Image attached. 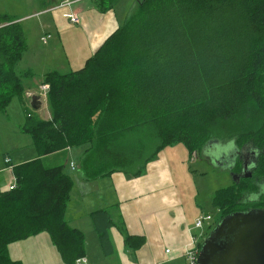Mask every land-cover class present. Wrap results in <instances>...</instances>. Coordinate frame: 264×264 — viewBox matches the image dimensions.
I'll return each mask as SVG.
<instances>
[{"label": "trees", "instance_id": "trees-1", "mask_svg": "<svg viewBox=\"0 0 264 264\" xmlns=\"http://www.w3.org/2000/svg\"><path fill=\"white\" fill-rule=\"evenodd\" d=\"M113 5L96 0L102 12ZM18 20L0 15V114L23 97L32 75L16 69L28 51ZM45 84L51 118L32 114L21 126L38 156L13 168L14 190L0 186V264H23L10 258L9 246L45 232L66 264L86 256L84 233L66 219L74 179L63 162L49 164L69 149H83L78 172L93 181L141 176L178 144L190 156L220 141L251 147L260 151L253 177L215 192L218 219L209 228L249 201L264 205V196L252 197L264 180V0H139L81 69L48 72ZM242 168L239 161L234 172ZM91 217L108 247L112 214ZM123 233L132 250L146 242Z\"/></svg>", "mask_w": 264, "mask_h": 264}, {"label": "crops", "instance_id": "crops-1", "mask_svg": "<svg viewBox=\"0 0 264 264\" xmlns=\"http://www.w3.org/2000/svg\"><path fill=\"white\" fill-rule=\"evenodd\" d=\"M64 1L41 0L40 10L37 9L31 14H50L49 21H43V26L48 30L41 36V40L51 35L48 40H52V48L48 54L39 55L28 61L29 68L24 73H32V75L24 80L25 93L21 101L25 109V118L16 124L20 131L27 116L32 114L39 116V113L47 112L49 109L47 100L44 105V99L39 96V87L42 85L44 75L52 71L68 73L79 70L80 68L76 67H83L86 60L95 54L125 19L131 16L127 12L138 8L139 4V0H107L112 5L115 2L113 8L102 12L96 7V0H75L71 6L60 8ZM66 13L75 14L78 22L74 23L66 19L64 17ZM67 36L72 57L69 56L67 48H64V39ZM48 40L44 44H47ZM56 41H61V46H58ZM86 50V53H82ZM30 51L31 47L27 53L29 54ZM51 60L53 64H49ZM60 60L61 64H59ZM55 62L58 63L54 64ZM39 65L43 69L41 72ZM28 92L34 93L35 96L28 98L26 96ZM27 101L31 105V111L27 108ZM4 115L10 117L8 113ZM50 118L49 111V115L42 119ZM168 148L170 147L161 151L157 158L148 164L145 173L141 176L129 177L124 173L116 172L93 181L84 180L78 172L83 150L80 156L70 161L68 158L72 149L61 153L64 156L66 171L69 174L76 173L73 177L74 187L67 206L66 219L72 228L84 233L86 248L84 257L87 259V264H186L185 253L193 242L198 245L199 238L203 237V232L198 233L195 227L196 220L203 216L197 214L193 203L189 206L183 199L182 191L177 186L180 178L178 169L184 160L192 161L197 156L195 154L190 156L186 147L185 149L177 147L171 153H168ZM11 155L10 153L1 155L0 174L5 172L4 165H7L6 170L12 173L16 162ZM59 156V154L51 156L52 163L63 162L59 160ZM33 159L35 158L25 159L19 164ZM71 163L75 165V170L71 169ZM11 183H13L12 179L9 181L5 177L0 179V186L4 190ZM98 210H107L113 217L114 224L107 229L111 240L108 247L102 244L91 217L92 213ZM209 214L212 215V213L207 215ZM123 230L129 235L144 237L145 244L137 250L128 248L124 242ZM33 245H36V249L26 250ZM8 253L10 258L23 264H26V258L29 264H66L46 232L11 244Z\"/></svg>", "mask_w": 264, "mask_h": 264}, {"label": "rangeland", "instance_id": "rangeland-1", "mask_svg": "<svg viewBox=\"0 0 264 264\" xmlns=\"http://www.w3.org/2000/svg\"><path fill=\"white\" fill-rule=\"evenodd\" d=\"M40 8L41 0H0V15H8L13 18H23L24 16H29L28 18H25L23 20H18L21 21V24L23 25V28L26 32L28 50L29 47H31L30 53L28 54L27 51L24 54L21 62L16 67L20 75H23L24 72H26V70L29 68L27 66L28 61L35 59V57H38L39 55L48 54L52 48V40H48L47 44H44L41 40V36L45 35V31L48 30L43 26V21H49L50 14L31 15L36 12L35 10H40ZM137 9L138 8H134L131 10V12H127V14L129 13L130 15H133L137 11ZM68 43L69 39L67 36V38L64 39V48H67L69 56L72 57V51L68 48ZM56 44L58 46H61V41H56ZM86 52L87 50L85 52L82 51V53ZM57 63L58 62H55L54 64ZM61 63L62 61L60 60L59 64ZM49 64H53L52 60L49 62ZM39 66V71L41 72L43 69L41 65ZM31 68L33 69V67ZM76 68L81 69L82 67ZM45 103L46 100H44L43 104L45 105ZM30 107L31 105L28 104L27 101V108L29 111H31ZM32 109H34V107H32ZM49 111L50 110L48 109V113H38L40 117L46 118L49 115ZM34 112L36 111L34 110ZM6 113L9 114V118L8 116L4 115ZM24 118L25 109L19 96L14 97L12 102L8 105L6 112L0 114V157L2 154L6 153L12 154L11 156H13L14 162H16L15 165H13V168L17 165H20L19 162H23L25 159H36L38 156L32 137L29 134L21 132L20 129L16 126L19 120H24ZM177 147H182L183 149H185V147L180 144L168 148V153L175 151ZM82 150L83 149L81 148L73 149L70 157L68 158V161L74 160V158L80 156L82 154ZM195 156H197L195 160L190 161L187 159L180 164V167L178 169L180 178L177 182V186L182 191L183 199H185L186 203H188L189 206H191V204L193 203L198 215L200 214L205 217L208 213H212L213 219H215L216 217L215 220H217V208H215L213 205L214 194L219 189L233 185L234 182H236L237 178V176L231 171L233 163H235L239 159L235 145L230 141H220L217 143H212L210 146H207L203 150L201 155L195 154ZM59 157V160H62L64 163L63 154ZM57 162L58 161H54L52 163V161L50 160L49 164L53 165ZM4 166V168H8L7 165ZM6 169L5 172L0 174V179L2 177H5L7 181L12 179L13 183L11 184H16L15 177L13 179L14 174H12L10 170ZM70 175L74 177L76 173L70 172ZM261 192H264V186L262 187ZM210 223L211 222L206 221L204 224V228H195L198 233L201 231L203 232L204 236L199 238L202 242L215 228H209ZM33 249H36V245L26 248V250ZM28 262L29 261L26 258V264H29Z\"/></svg>", "mask_w": 264, "mask_h": 264}, {"label": "water", "instance_id": "water-1", "mask_svg": "<svg viewBox=\"0 0 264 264\" xmlns=\"http://www.w3.org/2000/svg\"><path fill=\"white\" fill-rule=\"evenodd\" d=\"M199 264H264V209L222 219L203 241Z\"/></svg>", "mask_w": 264, "mask_h": 264}, {"label": "built area", "instance_id": "built-area-1", "mask_svg": "<svg viewBox=\"0 0 264 264\" xmlns=\"http://www.w3.org/2000/svg\"><path fill=\"white\" fill-rule=\"evenodd\" d=\"M75 2V0H65L64 3L60 6V8H65V7H69L71 6L73 3ZM64 17L66 19L71 20L74 23L78 22V18L75 14H64ZM51 38V35L43 37L42 41L43 43H46L47 40ZM40 91H39V96L40 98H43L44 100H47V95L48 92L50 90V86L48 84L45 85H41V87H39ZM26 96L28 98H33L35 96L34 93L28 92L26 93ZM30 116V115H29ZM9 161V160H7ZM71 169L75 170L76 167L73 163H71ZM16 188V184H11L9 185V187L7 188V190H14ZM213 219V216L211 214L206 215L205 217H200L196 220L195 223V227L197 229H202L204 228V224L205 222H211ZM193 245L188 249V251L185 253V260H186V264H199V254L200 251L198 250V245L196 242L192 243ZM167 252H170L169 250H167ZM75 264H87V259L84 258H79L76 260Z\"/></svg>", "mask_w": 264, "mask_h": 264}, {"label": "flooded vegetation", "instance_id": "flooded-vegetation-1", "mask_svg": "<svg viewBox=\"0 0 264 264\" xmlns=\"http://www.w3.org/2000/svg\"><path fill=\"white\" fill-rule=\"evenodd\" d=\"M212 148V147H211ZM236 152L238 154V160L233 163L232 165V173L237 176L236 181H239L241 178H249L251 179L254 175V171L257 168V162L258 158L260 156V151L255 150L254 148L251 147H245L244 149L237 150ZM241 162L242 164V170L240 173L236 174L234 172V168H236V165L238 162ZM259 184V192L257 194H254L252 197L256 199H260L262 196H264V192H261L262 187L264 186V180L258 181ZM261 200V199H260ZM248 206L243 205V209L239 210L238 212H247L250 210H257V209H264V205H261L259 203H251L250 201L247 203ZM245 208H247L245 210ZM225 239L220 238L217 240V242H223Z\"/></svg>", "mask_w": 264, "mask_h": 264}]
</instances>
